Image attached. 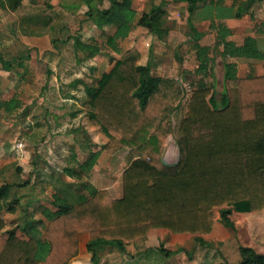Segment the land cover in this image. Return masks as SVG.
<instances>
[{"label": "trees", "instance_id": "1", "mask_svg": "<svg viewBox=\"0 0 264 264\" xmlns=\"http://www.w3.org/2000/svg\"><path fill=\"white\" fill-rule=\"evenodd\" d=\"M24 1L0 0V7L17 11ZM82 1L88 7L89 20L101 23L99 13L103 12L115 26L106 40V46L115 52L121 51L120 41L137 28L165 39L170 32L168 4L186 3L191 35L178 45L177 59L182 62L185 56H194L197 67L194 72L187 71L186 77L194 73L198 80L184 85L177 77L157 75L150 62L140 64L137 55L129 54L115 59L112 69L103 72L95 84L85 83L84 110L108 138L103 149L110 154L130 149L131 161L122 176L123 194L114 197L109 189L84 181L101 155V150L88 147L89 156L79 162V170L65 168L79 180V187L55 193L52 204L56 209L39 208L43 218L26 214L23 225L5 231L6 214L18 211L25 197L19 191L31 180L1 183L0 264H69L79 254L82 234L90 235L87 250L93 264H99L100 254L112 248L131 256L142 253V241L154 229L196 235V243L203 244L200 235L213 230L217 211H223L222 221L234 228L232 214L264 210V74L241 78L237 63L225 61V88L220 98L214 83L206 80L215 76L211 55L215 49L222 48L224 58L259 60H264V51L250 36L242 45L230 40L231 30L223 24L215 27L214 46L203 45L204 33L192 18L200 7L205 5L207 12L221 9L227 0H152L150 9L142 12L133 0ZM233 1L237 6L228 9L232 10L230 16L240 18L260 0ZM105 2L109 3L107 10H102ZM70 38L75 49L88 58L103 53L96 40L85 41L80 34ZM25 59L30 55L8 60L0 53L6 70L25 68ZM77 82L82 80L72 85ZM187 93L190 97L179 125L177 152L169 154L173 115ZM20 105L16 96L0 101L9 114ZM3 172L0 167V177ZM31 203L29 199L28 205ZM18 229L27 237L19 235ZM159 251L169 256L186 248L172 252L161 246ZM239 251V261L217 264H264V252L250 246H240Z\"/></svg>", "mask_w": 264, "mask_h": 264}, {"label": "rangeland", "instance_id": "2", "mask_svg": "<svg viewBox=\"0 0 264 264\" xmlns=\"http://www.w3.org/2000/svg\"><path fill=\"white\" fill-rule=\"evenodd\" d=\"M152 3V0H133L138 12L149 10ZM108 4L105 2L100 8L107 10ZM167 7L170 32L165 39L140 28L120 41V52L106 46L107 36L115 32V26L103 12L99 13L101 23L89 20L88 7L82 0H25L17 11L0 7V53L8 60L30 55V59L24 60L25 68L6 70L0 60V101L14 96L21 101L20 107L10 114L0 107V167L4 170L0 184L11 179L31 180L19 191L25 197L18 211L6 214L5 231L23 225L26 214L43 218L39 208L56 209L52 204L55 193L65 194L79 187V180L69 176L65 168L79 170V162L89 156L88 147L101 150V155L90 173L84 175V181L109 189L114 197L123 194L122 176L131 161L130 149L125 147L114 154L103 149L108 138L85 113L84 84H95L103 72L112 69L115 59L129 54L137 55L140 64L150 62L157 75L177 77L184 85L197 81L194 73L186 77L187 71L196 69L195 57L185 56L182 62L177 59L178 45L191 35L186 12H181L179 4L170 3ZM79 34L85 41L96 40L103 46V53L88 58L84 52L77 51L70 37ZM220 49L212 52L215 76L206 78L208 83H214L219 98L225 88ZM78 80L82 82L72 85ZM189 97L187 93L173 115V132L167 144V148L171 147L169 154L177 152L176 138ZM222 215L223 211H217L213 230L200 235L205 240L203 244L196 243V235L154 229L142 241V253L131 256L116 248L108 249L100 254L99 264L235 263L240 260V246L264 252V210L232 214L234 228L224 224ZM18 234L27 237L21 229ZM87 238L85 235L80 240L91 258L92 253L85 245ZM161 246L172 252L179 247L186 251L168 256L159 251ZM145 249L150 250L145 252ZM86 261L93 264L90 259Z\"/></svg>", "mask_w": 264, "mask_h": 264}, {"label": "crops", "instance_id": "3", "mask_svg": "<svg viewBox=\"0 0 264 264\" xmlns=\"http://www.w3.org/2000/svg\"><path fill=\"white\" fill-rule=\"evenodd\" d=\"M175 4V3H173ZM233 0H227L221 7L211 8L208 12L205 9V5L200 7L193 18L194 25L196 28L203 32L204 35L201 39V43L207 46H214L217 39V31L215 27L223 24L226 25L231 30L230 40L235 41L237 44H244L247 37H252L255 39L256 47L264 51V0H260L255 3L250 11L240 18L230 16L232 14L233 7L237 6ZM181 7V12H186L187 23H189V11L187 9L186 3H179ZM185 6V9L183 7ZM228 9H232L229 12ZM185 16V15H183ZM178 17V16H177ZM137 28L135 31H138ZM189 38V37H188ZM222 50V48L220 49ZM213 56V54H211ZM223 62V72L225 73L224 62H235L238 66V77H246L249 74L263 75L264 74V60L252 59L247 57H221ZM261 63V64H259ZM197 67V64L195 68ZM223 73V77H224ZM87 235V243L90 240L89 234H82V236ZM80 238V239H81ZM80 251L79 254L74 257L75 260L70 264H86L89 258L82 248V241L80 240Z\"/></svg>", "mask_w": 264, "mask_h": 264}]
</instances>
